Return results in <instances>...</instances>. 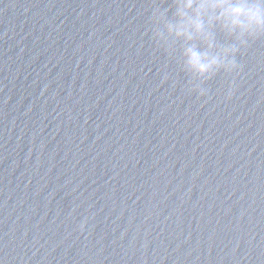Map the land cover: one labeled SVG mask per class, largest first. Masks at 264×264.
<instances>
[{
  "label": "water",
  "instance_id": "water-1",
  "mask_svg": "<svg viewBox=\"0 0 264 264\" xmlns=\"http://www.w3.org/2000/svg\"><path fill=\"white\" fill-rule=\"evenodd\" d=\"M156 8L0 0V264H264V26L209 49ZM187 47L238 67L201 78Z\"/></svg>",
  "mask_w": 264,
  "mask_h": 264
},
{
  "label": "clouds",
  "instance_id": "clouds-1",
  "mask_svg": "<svg viewBox=\"0 0 264 264\" xmlns=\"http://www.w3.org/2000/svg\"><path fill=\"white\" fill-rule=\"evenodd\" d=\"M175 7L174 19L165 18V13L159 8L153 12V20L158 27L155 36L164 38L165 35L174 38L193 39L194 36H201L208 40V48H213L210 41L208 27L219 22L222 28L233 30L241 29L238 37L241 44H244V32L250 36H256L264 26V0L255 3L237 4L230 0H173ZM237 47H227L217 53L199 52L192 47L184 49L186 64L193 69L198 76L210 78L218 69L232 72L238 67L234 54ZM195 89L203 95L205 89L198 85Z\"/></svg>",
  "mask_w": 264,
  "mask_h": 264
}]
</instances>
